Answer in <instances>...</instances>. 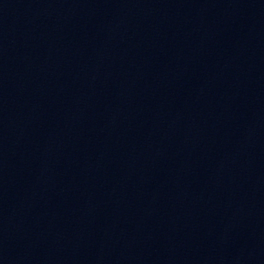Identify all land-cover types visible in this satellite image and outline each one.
<instances>
[{
  "label": "water",
  "instance_id": "95a60500",
  "mask_svg": "<svg viewBox=\"0 0 264 264\" xmlns=\"http://www.w3.org/2000/svg\"><path fill=\"white\" fill-rule=\"evenodd\" d=\"M264 185V0H0V264H201Z\"/></svg>",
  "mask_w": 264,
  "mask_h": 264
}]
</instances>
